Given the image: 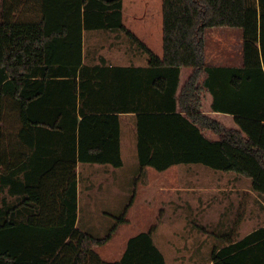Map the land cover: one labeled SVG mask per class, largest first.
I'll use <instances>...</instances> for the list:
<instances>
[{"label":"trees","instance_id":"16d2710c","mask_svg":"<svg viewBox=\"0 0 264 264\" xmlns=\"http://www.w3.org/2000/svg\"><path fill=\"white\" fill-rule=\"evenodd\" d=\"M26 1L0 0V264H167L155 227L131 237L118 261L96 251L133 201L103 237L77 227L78 163L123 166L120 117L105 112L136 114L141 169L202 164L249 178L264 197V0H163L162 57L126 29L123 0H33L39 16L18 20ZM223 27L243 32L241 66L206 63L205 31ZM84 29L125 32L147 67L85 66ZM183 68L191 74L181 86ZM110 71L122 85L106 82ZM208 94L235 128L204 112ZM108 100L119 107L86 114ZM5 112L18 118L22 151L1 148ZM210 260L264 264V226L227 238Z\"/></svg>","mask_w":264,"mask_h":264},{"label":"rangeland","instance_id":"374dc122","mask_svg":"<svg viewBox=\"0 0 264 264\" xmlns=\"http://www.w3.org/2000/svg\"><path fill=\"white\" fill-rule=\"evenodd\" d=\"M134 8H138L142 12L149 11L151 8L158 11L157 18L159 23H162V0H124L125 22L129 26L130 22L135 20V17L130 16ZM30 10L32 13H29V19L39 16V6H34L33 0H27L26 5L17 11L15 18L18 20L27 18L25 14ZM138 16L139 14L136 15V17ZM214 29L223 32L220 36H214L209 40L208 63L213 61L220 64H240L243 57L242 30L228 27L209 28L208 34ZM87 33L89 32L87 31ZM128 40L130 43L128 49L143 56L147 62L148 56L138 45L129 38ZM153 46L157 48L156 44ZM215 57H217L216 60ZM223 120L232 125V121L228 118L225 117ZM1 127L2 134L5 136L1 148L7 149L8 152H10L9 149L22 151L24 148L19 145L16 138L20 128L16 114L5 112ZM124 161L125 164L120 171V174L124 175V180H117L108 188L93 186L89 182L90 188L86 190L84 188L86 180L83 179L85 171H81L83 194L81 198L82 218L81 221H78L80 229L95 237L105 236L112 227L118 224V220L133 201V205L125 215L126 222L119 225L108 244L96 249V251H100L101 257L107 262L121 259L129 238L155 227V244L166 255L167 264H207L215 246H224L229 237L235 240L243 238L245 234L259 226L264 218V197L252 190L251 193L248 192L247 186L252 185L249 178L233 172L216 171L208 166L195 164L196 166L192 167H201L205 171L204 180L206 181H202L205 186L207 182L216 185L219 180V185H227L229 190L215 196L211 192L212 186L209 185L207 187L210 188V192L201 193L200 198L202 199L196 196L193 198L183 191L192 183H200L198 180L200 177H195L194 172L181 171L172 173L174 177L170 178L175 181V190L170 197L176 196L177 200L174 203H169L166 194L167 188L158 186L166 184L165 182L169 180L167 176L171 172H175L176 168H171L172 170L169 172L161 174L155 172V175H150L149 171L152 170V167L141 169L135 154V147L131 146L129 152H125ZM91 172L95 171L91 170ZM214 174L219 175L220 178ZM222 176L233 178L222 179ZM103 192L105 193L102 194ZM247 195L251 197L250 201L247 200ZM153 196L158 199L157 202H154ZM207 207V211H204ZM180 208L182 212H180ZM212 212L218 216L210 218L211 221L208 222L205 215L207 213L211 215ZM176 256L180 260L176 261ZM189 256H194L193 262H187L189 260L186 257Z\"/></svg>","mask_w":264,"mask_h":264},{"label":"crops","instance_id":"0c3cea01","mask_svg":"<svg viewBox=\"0 0 264 264\" xmlns=\"http://www.w3.org/2000/svg\"><path fill=\"white\" fill-rule=\"evenodd\" d=\"M131 14L132 15H130V16L135 17V20L131 21L130 26H129L125 22L126 15L124 13V0H123V24L126 27V29L131 31L140 41H142L155 54H157L159 57H162L164 54V48H163V38H164L163 0H162V23L161 24L159 23V20L157 18L158 11H154L152 8L146 12H142L138 8H134L132 10ZM138 14H139V16L136 17V15H138ZM208 30H209V28H207L205 31V35H206V63H207V65H209V66H225V65L241 66V65H243V57H242V61L240 64H220V63H216V62L214 63L213 61L211 63H208L207 53L209 50L208 49V45L210 42L209 40L212 39V37H214V36H220L221 33L223 32L222 30L214 29V30H211L210 33L208 34ZM87 31L89 33H87ZM128 38H129V36L125 32L118 31V30H106V29H89L88 30V29H84L83 30V64L87 67H95V66L139 67V68L147 67L148 60L146 62V60H144L145 58L143 56H141L135 52L133 53L132 51H130L128 49V46L130 45ZM87 39H88V41H87ZM149 43H150V45H149ZM134 44H136V43H134ZM153 44H156L157 48H155L153 46ZM86 47H87V49H86ZM241 47H243V32H242V37H241ZM155 49H158V50H155ZM214 59L216 60L217 57H215ZM214 59H212V60H214ZM218 59H220V58H218ZM190 74H191L190 68H183L182 69L181 86H183L185 84V82L189 78ZM106 78H107L106 82L110 85L115 84V88L118 85L119 86L122 85V83H123V78H121V75L118 77V73L116 71H110V73L108 74V76H106ZM108 102L109 103H107V104L101 103V102H94V104L91 103L90 106L92 108H94V110H86L85 109L86 114L87 115H92V114H97V113L102 114L103 113L102 111H104V110L101 111L100 108H103L104 106L113 107V108L117 109L118 103L116 100L114 102H111L110 100H108ZM211 103H212V96L210 94H208L205 98V101H204V107H203L204 112L206 114L212 116L213 118L221 121L227 127L235 128L236 125L234 123L233 117L230 116L229 114H220V113L213 112L212 108H211ZM105 113H112V114L116 113L120 117L121 157L123 160V166L125 164V161H124L125 152H129L130 146L135 147V154L138 158V163H139L138 147H137L138 146V134H137L136 114L131 113V112H128V113L118 112L117 113L114 111L105 112ZM79 117H80V120H82V116L80 115ZM225 117L228 118V120L232 121V125H231V123L229 124V122L227 123V121L225 122V120H223ZM206 135L211 140H219V138H220L219 135H217L211 131L206 132ZM192 166H196V165L195 164H188V165L179 164V165H174V166L170 167L166 171H163V172H169L173 168H176L175 172H171V174H169L167 176V179H169L172 183L170 184L169 183L170 181L168 180L165 182L166 184L168 182L167 185L163 184V185L158 186V187L163 186V187L167 188L166 194L169 197V198L167 197V200L169 203H174L177 200L176 196L170 197V196H172V194L174 193V190H175V188H174L175 187V181L170 179V178L174 177L172 173H177V172H181V171L194 172L195 177H197V176L200 177V179H198L200 183H198V184L192 183V185L190 187H188V188L186 187L185 191H183V192H187V194L191 195L193 198H195V196L200 198L201 193L210 192V188L207 187L209 185L212 186L211 192H213V195H215V196H218L219 194H222L223 192L226 193L227 190H229L227 185H219V183H220L219 180L217 182L218 184H216V185L209 184V182H207V185L205 186L202 183V181L203 182L206 181V180H204L205 171H203V169H201V167H192ZM122 167L121 168H115L111 164L80 163V162L78 163V166H77L78 192H79L78 221L82 218L81 217V212H82L81 198H82V194H83V189H82L83 187H82V182H81V171H85L83 179L86 180V185L84 187L86 190L88 188H90L88 186L89 182H91V184L93 186L98 185V187L104 186V188H108L109 185L116 182L117 180H124V175L120 174ZM151 169L152 170L149 171L150 175H155V172H156V174L163 173V172H159V171L155 170L154 168H151ZM91 170L95 171V172H91ZM199 173H202V174L200 175ZM214 175L219 176L216 174H214ZM219 178H220V176H219ZM221 178L222 179H225V178L231 179L233 177H230V176L223 177L222 176ZM150 180H151V178L149 179V181ZM203 186H205V187H203ZM247 187H248L247 188L248 192L251 193V190H252L251 185L249 184ZM180 189H181V186H180ZM239 190H241V189H239ZM104 193L105 192H103L102 194H104ZM153 197L155 198V196H153ZM165 197H166V195H165ZM177 197H179V196H177ZM200 199H202V198H200ZM247 200L248 201L251 200V197L249 195H247ZM157 201H158V199L155 198L154 202H157ZM207 209H208V207L205 208L204 211H207ZM172 210L175 211V209H172ZM180 212H182L181 208H180ZM207 215H208V213L205 215L206 220L208 219V222L211 221L210 218H214V216H216V215L218 216V214L214 215L213 212L211 213V215H208V217H207ZM78 226L79 225L77 224V227ZM263 226H264V218H263L262 222L259 224V226H257L255 229L249 231L247 234H245V236L250 234L254 230H256L260 227H263ZM99 248H101V247H99ZM97 252L100 254V251H97ZM163 254H164V252H163ZM164 256H165L166 263H167V257L165 254H164ZM186 258H187V260H189L187 262H193V260H194V256H189ZM176 259H177V256H176ZM178 260H180V259H177L176 261H178ZM182 261H184V260H182ZM194 262H196V261H194ZM207 264H211V260H209Z\"/></svg>","mask_w":264,"mask_h":264}]
</instances>
